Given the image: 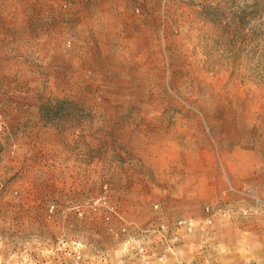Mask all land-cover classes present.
<instances>
[{
  "label": "rangeland",
  "instance_id": "obj_1",
  "mask_svg": "<svg viewBox=\"0 0 264 264\" xmlns=\"http://www.w3.org/2000/svg\"><path fill=\"white\" fill-rule=\"evenodd\" d=\"M0 264H264V0H0Z\"/></svg>",
  "mask_w": 264,
  "mask_h": 264
},
{
  "label": "crops",
  "instance_id": "obj_2",
  "mask_svg": "<svg viewBox=\"0 0 264 264\" xmlns=\"http://www.w3.org/2000/svg\"><path fill=\"white\" fill-rule=\"evenodd\" d=\"M165 161V160H164Z\"/></svg>",
  "mask_w": 264,
  "mask_h": 264
}]
</instances>
